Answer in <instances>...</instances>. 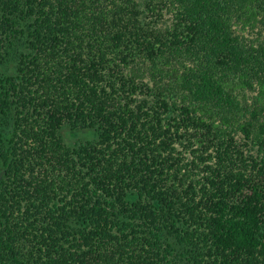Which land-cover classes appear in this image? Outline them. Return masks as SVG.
Wrapping results in <instances>:
<instances>
[{
  "label": "trees",
  "instance_id": "trees-1",
  "mask_svg": "<svg viewBox=\"0 0 264 264\" xmlns=\"http://www.w3.org/2000/svg\"><path fill=\"white\" fill-rule=\"evenodd\" d=\"M0 264H264V0H0Z\"/></svg>",
  "mask_w": 264,
  "mask_h": 264
},
{
  "label": "rangeland",
  "instance_id": "rangeland-1",
  "mask_svg": "<svg viewBox=\"0 0 264 264\" xmlns=\"http://www.w3.org/2000/svg\"><path fill=\"white\" fill-rule=\"evenodd\" d=\"M63 136L68 144L74 145L82 140L92 138L94 134L88 130L74 131L70 128H65L63 130Z\"/></svg>",
  "mask_w": 264,
  "mask_h": 264
}]
</instances>
